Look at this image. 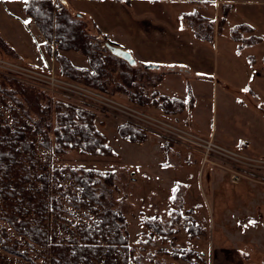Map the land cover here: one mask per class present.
Here are the masks:
<instances>
[{
	"label": "rangeland",
	"instance_id": "374dc122",
	"mask_svg": "<svg viewBox=\"0 0 264 264\" xmlns=\"http://www.w3.org/2000/svg\"><path fill=\"white\" fill-rule=\"evenodd\" d=\"M11 1L0 0V7L10 5ZM159 1L132 0V18H145L156 28L163 27L161 37L164 41H172L176 37L179 43L186 45H176L177 50H174L175 46L163 49L158 56L152 58L146 55L143 60L149 65L175 64L186 66V69L194 65V72L176 70L173 78H161L156 89L184 100L186 107L190 103L191 108H198L195 120L204 123L207 133L215 132L216 137L206 135L200 127H195L191 111L167 114L156 107H140L130 103L126 97L111 98L122 106L141 109L204 140L212 138L214 144L229 152H211L205 160L202 148L176 143L171 138L161 139L158 134L139 127L146 136L143 142L123 140L118 127L124 125L122 121L129 116L86 106L74 94L50 87L41 81L40 75L53 73L61 78L54 59L52 69L49 66H33L21 61L19 56L1 44L0 82L6 87L12 84L10 81L24 85V94L17 97H28L24 99V106L31 115H34V111L30 103L38 99L36 91L44 92L50 99L69 102L96 114V120L101 124L100 130L106 135L115 156L98 157L68 152L53 158L49 170L56 167L114 170L115 182L108 198L115 207L125 211L130 243L136 253L151 257L158 264H264V23L261 25L255 20L252 21L254 24L256 22L255 25L248 23L246 20L249 19L245 20L241 14V11L247 12L250 8H260L259 4L264 3H255L261 0H234L235 5H229L226 22L220 28L217 23L222 15V5L215 9L213 0H185L178 4ZM67 2L69 14L83 15L92 34L93 26L104 35L110 32L111 29H108L112 27V20L125 21L130 11L123 0ZM204 3H210L208 7L211 8L203 7ZM194 11L204 20L199 21L198 17L192 15ZM183 12L188 14L180 15ZM241 22L254 26V35L261 36L262 41H254L253 34L246 30H238L234 34L232 28ZM208 24L211 25L210 33L206 28ZM119 45L128 50L123 43ZM195 47L202 55L194 54ZM102 52L106 54L104 50ZM63 56L75 66H86V59L79 52L69 51ZM132 70L134 73L137 71L136 78L140 79L143 64L135 62ZM194 73L199 76L198 82L193 77ZM156 75L147 71L140 80L149 84L146 80L153 81ZM148 90L152 88L148 86ZM45 101L38 100L41 104H45ZM9 103L0 94L1 119L6 122L9 121L6 108ZM45 117L47 122H52L53 114H45ZM148 126L155 130L152 125ZM37 150L42 159L44 150L40 146ZM67 172L62 173L63 177ZM57 181L60 180L54 179L53 183ZM60 183L66 185L68 181L62 180ZM52 196L58 198L61 204L59 215L56 218L51 215L49 220L53 233L64 238L68 234L66 229L72 230L75 224L89 222L92 216L84 209H74L55 191ZM192 219L202 228V233L195 236L186 232ZM148 221H156L165 230L172 227L176 246L193 249L201 256H193L185 262L159 251H172L173 235H159L149 227ZM0 226L7 227L13 233L3 221H0ZM0 252L11 264H30Z\"/></svg>",
	"mask_w": 264,
	"mask_h": 264
},
{
	"label": "trees",
	"instance_id": "16d2710c",
	"mask_svg": "<svg viewBox=\"0 0 264 264\" xmlns=\"http://www.w3.org/2000/svg\"><path fill=\"white\" fill-rule=\"evenodd\" d=\"M67 5V0H29L23 6V12L36 20L46 41L57 40L59 51H76L85 57L86 66L78 67L59 51H51L47 45V51L58 65L59 76L110 97H126L130 103L140 107H156L167 114L190 112V103L186 107L184 100L158 92L156 87L162 73L153 81L147 79L149 84H144L140 79L149 68L143 67L142 76L138 79L132 65L107 49L103 55L100 47L106 42L118 44L95 26L94 34L90 33L83 15L71 16ZM58 7L61 11L56 13ZM228 9L229 5H222V15L217 23L220 28L226 22ZM192 15L199 21L204 20L196 16L195 11ZM206 28L210 33L211 25H206ZM238 30H246L253 34L254 41H262L260 36L254 35V28L244 22L232 28L234 34ZM0 44L8 49L1 38ZM10 83L6 87L0 82V94L10 102L6 105L8 122L1 119L0 112V221L6 223L13 233L0 226V251L30 264H158L151 257L136 253L130 243L125 211L109 201V192L115 182L114 170L79 167L49 170L53 158L68 152L115 156L106 135L100 130L96 114L36 91L38 99L30 103L34 111L31 115L24 106L28 97L25 100L17 97L24 94V85L17 81ZM39 99H45V104L38 102ZM44 113L53 114L51 123L46 121ZM118 131L123 140L132 143H141L146 137L129 123L119 126ZM38 146L44 150L42 159L38 155ZM66 170V177H63ZM54 179L60 181L53 183ZM62 180L68 183L62 185ZM53 191L74 209H84L92 216L88 223H78L72 230L66 229L68 234L64 238L50 230L51 215L56 218L61 208L59 199L52 196ZM148 225L159 235H173L172 251H159L185 262L193 256H201L193 249L176 246L172 227L165 230L156 221H148ZM186 232L195 236L202 233V228L192 219ZM0 264H11L1 252Z\"/></svg>",
	"mask_w": 264,
	"mask_h": 264
},
{
	"label": "crops",
	"instance_id": "0c3cea01",
	"mask_svg": "<svg viewBox=\"0 0 264 264\" xmlns=\"http://www.w3.org/2000/svg\"><path fill=\"white\" fill-rule=\"evenodd\" d=\"M123 1L126 3L128 9L130 10L127 12V20L125 21L112 20L111 22L112 27L111 28L109 27L108 29L111 30L110 32L105 33V36L110 40H112L113 42H115L116 44H118V46H120L119 43H123L124 45H126L128 47V50L131 51L130 53L136 59L135 60L136 62H140L143 65H145L147 62L143 60L144 59L143 57H145L146 55L154 58L158 56L161 53V51H163V49H167V48H171L172 46H175L174 50H177L176 45L177 46L186 45L183 42L179 43V39H177L176 37L172 38L171 39L172 41H168L170 43L164 41V39L161 37L163 36L161 32V29L163 28L162 26L161 29H159L158 27L156 28L155 25L151 24L150 21H146L145 18L137 17L136 19H133L131 13V7H130L132 0H123ZM160 1H164V0H160ZM184 1L185 0H165L164 3L178 4V3H183ZM196 2L199 1H195V3ZM154 3L157 4L158 1H154ZM255 3H264V0L257 1ZM24 4L25 3L23 2V0H18L17 2L13 0V2L11 1L10 5L4 6V8L0 7V38L2 39V43L6 45V47L8 48L7 50L11 51V53L16 55L17 57L19 56V59L24 63L37 67L49 66V68L52 69L54 68L53 64L55 62L53 61V57L51 56V53L47 51V45L45 44L46 40L44 36L42 35V33L40 32L37 26L31 29L25 28V23L30 18L27 15H25V13L23 12ZM208 4L210 3H204L203 7L211 8L208 7L211 4L210 5ZM212 4H213L212 6H214L215 9H218L221 5L224 4L230 6L235 5V1L213 0ZM259 5L261 6L260 8L254 7L248 9L249 11L247 12L241 11L243 18L245 20L249 19L246 20L248 21V23L254 24L252 22L254 20L256 22H261V25L264 23V5L263 4H259ZM184 14H188V12H183L180 15H184ZM114 16L117 17L116 15ZM144 50H146L145 53L142 52ZM60 53L64 55L67 54L68 52L61 51ZM198 53L199 52L197 51V47H195L194 54L202 55ZM191 54H193L192 51ZM80 67H85V66H80ZM180 67L182 69H179ZM186 68H187L186 66H182V65L179 66L175 64H165V65L158 64L156 67L149 68L148 70L153 74H157V75H159L160 73L162 74L164 73L165 75L164 76L162 75L161 78H164L165 76L171 78L176 70L185 71V72H190V71L194 72L196 70V68H194V65L188 67L189 69ZM193 77L196 78L195 80L196 82L199 81L198 80L199 76H197L195 73L193 74ZM201 78L202 77H200V79ZM165 95L170 96L169 94H165ZM170 97H174V96H170ZM197 109L198 108L193 107L190 110L191 111L190 115L194 121L195 127H200L203 131H205L204 134L206 135L216 137L215 132L210 131L207 133L206 125L204 123H200L199 121L195 120Z\"/></svg>",
	"mask_w": 264,
	"mask_h": 264
},
{
	"label": "built area",
	"instance_id": "2783aa9c",
	"mask_svg": "<svg viewBox=\"0 0 264 264\" xmlns=\"http://www.w3.org/2000/svg\"><path fill=\"white\" fill-rule=\"evenodd\" d=\"M55 1V0H54ZM61 8L58 7L56 9V13H59ZM37 22L35 19H29L25 23V28L31 29L36 27ZM46 44L50 47L51 51H58L59 50V42L57 40H50L46 41ZM106 46H102V50H106ZM42 77L41 81H43L47 85H51L50 87H54L57 89H61L63 91H67L70 94H74L75 96L79 97L80 101H83L86 106H91L92 108H100V110L109 112L118 111L124 113L125 115L129 116L126 120H123L122 123H129L133 124L140 129H148L160 136L161 139L171 138L173 142L181 143L183 145L191 146L192 148H202V153L204 159L208 158V155L211 152H220L225 151L229 152L222 147L213 143L212 138L208 140H204L201 137L189 132L185 131L181 128H177L176 126L163 121L162 119L152 117L148 115L141 109H135L134 107L122 106L117 101L109 96H105L103 94H98L89 88L82 87L77 85L76 83L71 82L70 80H66L64 78H57L53 73L50 75H40ZM73 97V95H70ZM99 105L101 107H99ZM137 115H134L133 113ZM155 127V130L152 129L150 126ZM156 131V132H155ZM201 150V149H200Z\"/></svg>",
	"mask_w": 264,
	"mask_h": 264
},
{
	"label": "water",
	"instance_id": "95a60500",
	"mask_svg": "<svg viewBox=\"0 0 264 264\" xmlns=\"http://www.w3.org/2000/svg\"><path fill=\"white\" fill-rule=\"evenodd\" d=\"M77 17H79L80 15L77 14L76 15ZM105 46L107 47L108 51L115 55L116 57L126 61L129 65H134L135 64V58L134 56L127 50H125L124 48L118 46V45H115V44H112V43H109V42H106L105 43ZM145 68H153V67H156L157 65H149V64H145L143 65Z\"/></svg>",
	"mask_w": 264,
	"mask_h": 264
},
{
	"label": "snow or ice",
	"instance_id": "6c2138e0",
	"mask_svg": "<svg viewBox=\"0 0 264 264\" xmlns=\"http://www.w3.org/2000/svg\"><path fill=\"white\" fill-rule=\"evenodd\" d=\"M23 2H24V3H28V2H29V0H23ZM243 91H248V89H243ZM250 223L254 224V223H255V221H250Z\"/></svg>",
	"mask_w": 264,
	"mask_h": 264
}]
</instances>
